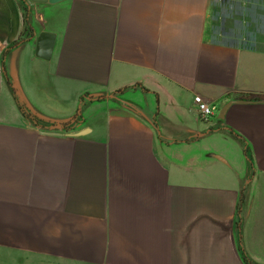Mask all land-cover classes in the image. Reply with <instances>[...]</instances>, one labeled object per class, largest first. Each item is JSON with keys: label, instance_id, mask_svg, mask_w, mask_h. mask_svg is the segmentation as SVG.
<instances>
[{"label": "crops", "instance_id": "crops-1", "mask_svg": "<svg viewBox=\"0 0 264 264\" xmlns=\"http://www.w3.org/2000/svg\"><path fill=\"white\" fill-rule=\"evenodd\" d=\"M248 263L264 264V0H0V264Z\"/></svg>", "mask_w": 264, "mask_h": 264}, {"label": "water", "instance_id": "water-1", "mask_svg": "<svg viewBox=\"0 0 264 264\" xmlns=\"http://www.w3.org/2000/svg\"><path fill=\"white\" fill-rule=\"evenodd\" d=\"M36 2H59L61 0H32ZM56 36L52 32L43 31L39 34L37 39V48H36V55L43 58V59H50L52 56V52L54 50ZM245 101V100H243ZM236 102V100L231 101L230 103ZM224 108L223 112L227 110L228 106Z\"/></svg>", "mask_w": 264, "mask_h": 264}, {"label": "trees", "instance_id": "trees-1", "mask_svg": "<svg viewBox=\"0 0 264 264\" xmlns=\"http://www.w3.org/2000/svg\"><path fill=\"white\" fill-rule=\"evenodd\" d=\"M25 40L24 38V32H22L20 34V36L18 37L17 40H15L14 42H12L10 44V46L6 49V52L9 51V49L15 47L16 45H18L21 41ZM19 103H20V107L25 111V113L28 115V116H31L33 117L34 119H36L37 121H39L40 119L43 120V118H41V116H39V114L31 109H29L26 104L22 103L20 100H19ZM78 117H79V113L78 114H75L73 117H71L70 119L66 120V121H62L61 124L64 126V127H68V126H72L74 123L78 122ZM49 122L51 123H55L54 120H48ZM249 264V263H248ZM251 264V263H250Z\"/></svg>", "mask_w": 264, "mask_h": 264}, {"label": "built area", "instance_id": "built-area-1", "mask_svg": "<svg viewBox=\"0 0 264 264\" xmlns=\"http://www.w3.org/2000/svg\"><path fill=\"white\" fill-rule=\"evenodd\" d=\"M195 103L197 105V109H198L200 116L204 120L209 119L212 115L215 114L217 110L216 104H214L212 101L208 99H205L201 95L195 96Z\"/></svg>", "mask_w": 264, "mask_h": 264}, {"label": "rangeland", "instance_id": "rangeland-1", "mask_svg": "<svg viewBox=\"0 0 264 264\" xmlns=\"http://www.w3.org/2000/svg\"><path fill=\"white\" fill-rule=\"evenodd\" d=\"M218 13H219V11H218ZM218 13L216 14V17H218V15H219Z\"/></svg>", "mask_w": 264, "mask_h": 264}]
</instances>
